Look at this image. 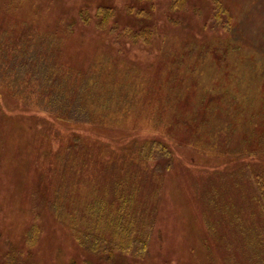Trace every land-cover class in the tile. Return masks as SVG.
I'll return each mask as SVG.
<instances>
[{"label": "rangeland", "instance_id": "1", "mask_svg": "<svg viewBox=\"0 0 264 264\" xmlns=\"http://www.w3.org/2000/svg\"><path fill=\"white\" fill-rule=\"evenodd\" d=\"M101 6L114 13L107 29L111 34L105 35L94 17ZM81 10L89 11L90 22L81 19ZM29 24L59 37L66 65L99 75L102 69L123 67L130 81L120 91L128 92L130 100L111 94L114 116L100 110L91 122L73 125L0 83L3 240L27 248V234L37 225L35 264L96 261L66 221L44 205L58 182L51 158L64 152L63 139L70 134L92 146L89 158L104 154L106 159L158 139L173 150L174 164L143 185L150 206L161 186L148 255H125L117 264H235L244 236L236 229V216L252 229L250 214L257 210L250 202L239 211L242 195L251 201L253 188L252 179H242L241 168L251 175L264 166V156L254 154L264 140V0H0V43L11 44L3 46L1 59L12 60L13 41ZM146 28L151 38L125 34V29ZM189 45L192 50L184 48ZM119 82L108 88L117 89ZM120 105H125L121 111ZM50 129L60 132L57 139L48 136ZM80 166L71 172L77 180ZM93 174L97 179L99 174ZM86 181L85 175L80 179L84 186L75 182L70 202L92 193ZM210 196L229 211L211 207Z\"/></svg>", "mask_w": 264, "mask_h": 264}, {"label": "trees", "instance_id": "2", "mask_svg": "<svg viewBox=\"0 0 264 264\" xmlns=\"http://www.w3.org/2000/svg\"><path fill=\"white\" fill-rule=\"evenodd\" d=\"M111 10L101 6L94 16L105 35L114 14ZM79 15L87 23L92 20L89 11L81 10ZM1 31L0 25V33ZM26 32L29 33V42ZM125 34L131 38H151L153 35L148 28L136 32L125 29ZM59 40L54 33L45 31L41 34L33 30L31 24L26 25L19 37L13 41L12 60L0 58V83H8L16 90L13 95L21 96L24 102L37 105L57 120L73 125L91 122L100 110L115 114L116 111L110 107L111 99L107 98L111 94L115 99L121 98L126 102L130 100L128 92L120 91L130 81L128 71L116 66L113 72L103 73L105 70L102 69V74L99 75L96 71H84L66 65L61 60ZM6 42L7 45L0 43V53L3 46L6 49L11 47L10 42ZM184 48L192 50L191 45ZM116 80L120 81L117 89L108 88ZM96 102L99 105H95ZM123 106L125 105L119 106L120 111ZM59 134L55 129L48 132V136L52 135L55 139ZM63 140L64 152L51 158L54 177L58 181L56 189L49 200L45 198L44 205L58 219L66 221L74 238L86 251L97 256L96 261L90 264H117L125 255L135 258L148 255L150 240L156 227V202L161 186L156 187L155 195H151L156 201L150 206L144 198L143 185H147L149 178L160 177L171 170L174 164L173 150L161 140L150 139L138 143L133 150L123 151L109 159L104 154L89 158L88 153L92 146L78 134L67 135ZM256 153L264 156V140L257 143V148H254V154ZM79 166L81 170L77 180V176L71 172L75 169L77 171ZM244 168H241L240 174L242 179H252V200L242 195L245 206H240L239 211L243 213L244 207L250 202L255 203L257 210L250 214L252 229L236 216L235 227L244 236L240 249L241 258H236L235 264H264V166L251 175L242 172ZM93 173L99 174L97 179ZM90 174L93 175L92 178ZM85 175L87 187L92 193H88L90 195L82 201L70 202L69 194L71 201L75 200V192L71 191L73 185L77 182L76 185L84 186L85 182H80V179H84ZM97 191L100 195L95 196ZM208 202L217 211H222L223 207L215 204L217 201L213 196H210ZM225 208L228 210L227 205ZM224 210L222 212L226 214ZM39 235L40 230L37 225H33L26 237L29 247L21 248L10 240H3L0 234V264H35L33 248ZM229 253L231 257V251Z\"/></svg>", "mask_w": 264, "mask_h": 264}]
</instances>
